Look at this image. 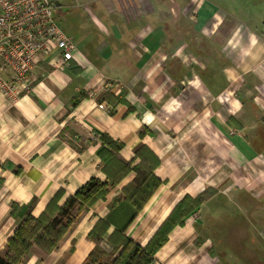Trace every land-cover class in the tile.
<instances>
[{
  "label": "crops",
  "instance_id": "1",
  "mask_svg": "<svg viewBox=\"0 0 264 264\" xmlns=\"http://www.w3.org/2000/svg\"><path fill=\"white\" fill-rule=\"evenodd\" d=\"M52 1L79 63L48 58L30 91L0 96V253L30 205L38 217L59 190L63 204L106 180L99 133L133 166L157 160L161 186L126 233L140 246L186 196L208 195L152 264H264V0ZM135 177L83 212L59 249L34 246L24 264H86L103 246L94 225Z\"/></svg>",
  "mask_w": 264,
  "mask_h": 264
},
{
  "label": "trees",
  "instance_id": "2",
  "mask_svg": "<svg viewBox=\"0 0 264 264\" xmlns=\"http://www.w3.org/2000/svg\"><path fill=\"white\" fill-rule=\"evenodd\" d=\"M143 134L144 132L141 133ZM96 135L100 136L101 141L96 153L102 161L106 180L91 178L63 204H59L63 192L59 190L38 217L33 216L30 205L0 253V264H24L34 246L46 253L59 249L79 216L104 198L112 187L132 171L136 177L124 187V199L118 204L115 203L106 220L99 219L91 231V238L103 243V246L97 245L93 249L86 264H152L155 254L167 243L174 228L183 225L185 218L206 202V194L196 199L186 196L176 205L145 247L135 243L126 233L161 186V181L154 174L157 160L152 157L151 161L146 162L141 158L143 160L133 166L134 161L125 162L119 155L123 148L122 143L106 134ZM12 213L14 214V210ZM111 226L115 229L109 238L104 240ZM104 259L107 261L104 262Z\"/></svg>",
  "mask_w": 264,
  "mask_h": 264
},
{
  "label": "built area",
  "instance_id": "3",
  "mask_svg": "<svg viewBox=\"0 0 264 264\" xmlns=\"http://www.w3.org/2000/svg\"><path fill=\"white\" fill-rule=\"evenodd\" d=\"M78 54L75 41L56 17L52 0H0V96L15 98L30 91L33 72L46 59L63 69L70 61L78 62ZM8 73L12 77L7 79L4 74ZM199 217L195 213L194 218Z\"/></svg>",
  "mask_w": 264,
  "mask_h": 264
},
{
  "label": "bare ground",
  "instance_id": "4",
  "mask_svg": "<svg viewBox=\"0 0 264 264\" xmlns=\"http://www.w3.org/2000/svg\"><path fill=\"white\" fill-rule=\"evenodd\" d=\"M160 194H158V196H156L153 201L147 206L144 214L142 217L148 215V213L153 209V207L158 203ZM177 201V199L172 200L170 203L166 204L164 206V209L162 210L160 216L158 217L157 221L155 222V225L151 228V230L149 231V235L150 236L155 229L157 228V226L164 220V218L169 214V212L172 210L173 206L175 205V202Z\"/></svg>",
  "mask_w": 264,
  "mask_h": 264
},
{
  "label": "rangeland",
  "instance_id": "5",
  "mask_svg": "<svg viewBox=\"0 0 264 264\" xmlns=\"http://www.w3.org/2000/svg\"><path fill=\"white\" fill-rule=\"evenodd\" d=\"M5 77V76H4ZM6 78V77H5Z\"/></svg>",
  "mask_w": 264,
  "mask_h": 264
},
{
  "label": "water",
  "instance_id": "6",
  "mask_svg": "<svg viewBox=\"0 0 264 264\" xmlns=\"http://www.w3.org/2000/svg\"><path fill=\"white\" fill-rule=\"evenodd\" d=\"M56 4H57V2H56Z\"/></svg>",
  "mask_w": 264,
  "mask_h": 264
}]
</instances>
